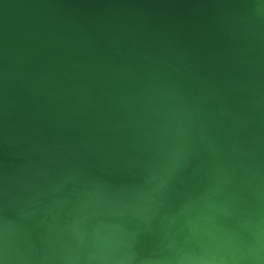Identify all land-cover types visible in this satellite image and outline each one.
<instances>
[{
	"label": "water",
	"instance_id": "95a60500",
	"mask_svg": "<svg viewBox=\"0 0 264 264\" xmlns=\"http://www.w3.org/2000/svg\"><path fill=\"white\" fill-rule=\"evenodd\" d=\"M0 264H264V0H0Z\"/></svg>",
	"mask_w": 264,
	"mask_h": 264
}]
</instances>
